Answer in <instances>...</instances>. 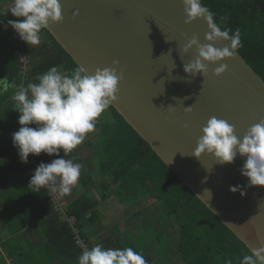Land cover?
<instances>
[{
  "label": "water",
  "instance_id": "obj_1",
  "mask_svg": "<svg viewBox=\"0 0 264 264\" xmlns=\"http://www.w3.org/2000/svg\"><path fill=\"white\" fill-rule=\"evenodd\" d=\"M59 2L63 19L46 29L56 43L89 74L118 62V113L239 241L264 247V187H248L241 176L246 157L220 165L210 155H191L213 116L234 125L240 138L264 120L262 78L237 52L209 65L204 77L186 74L196 51L179 53L194 35L203 44L207 29L202 19L184 23L181 0ZM220 64L226 71L214 76ZM237 185L245 195L229 191Z\"/></svg>",
  "mask_w": 264,
  "mask_h": 264
},
{
  "label": "clouds",
  "instance_id": "obj_2",
  "mask_svg": "<svg viewBox=\"0 0 264 264\" xmlns=\"http://www.w3.org/2000/svg\"><path fill=\"white\" fill-rule=\"evenodd\" d=\"M181 3L184 23L188 25L202 19L207 29L203 44L194 35L181 49L180 55L193 48L196 51L195 59L185 64L183 71L193 77L197 73L204 77L209 65L229 60L242 46L241 34L239 29L234 32L222 29L214 19L215 14L201 0H181ZM8 11L18 18L9 20L8 26L26 45H39L41 30L63 19L59 0H13ZM226 19V16L220 17L221 22ZM220 43L225 46H215ZM117 64L114 61L111 67L97 68L91 74L78 66L70 75L59 66H53L38 76L37 82H30L14 93L12 100L19 113L17 122L20 127L12 134V144L20 162L27 163L30 155L39 156L41 153L59 157L37 166L29 188L35 192L46 188L60 197L71 193L79 181L83 165L65 156L95 131L98 118L115 103L117 86L123 76L122 72L118 74ZM226 68V64H220L213 75L221 76ZM61 151L63 156H59ZM204 154L220 165L231 164L238 155L246 157L240 169L241 176L247 179L248 187H264V120L251 126L240 138L235 134L234 125L211 117L201 129L191 155L200 158ZM229 191L245 195L239 185L230 187ZM205 192L210 197V192ZM81 246L83 250L78 264H147L144 256L132 247ZM225 264H232V261L226 260ZM240 264H264V247L250 250Z\"/></svg>",
  "mask_w": 264,
  "mask_h": 264
},
{
  "label": "crops",
  "instance_id": "obj_3",
  "mask_svg": "<svg viewBox=\"0 0 264 264\" xmlns=\"http://www.w3.org/2000/svg\"><path fill=\"white\" fill-rule=\"evenodd\" d=\"M11 6L12 3L0 2L3 27L16 19L8 11ZM4 16L7 18L2 21ZM6 40L11 42L13 38L0 34V264H78L81 253L68 254L59 239L65 222L55 214L46 188L39 192L29 188L37 166L59 157L41 153L30 155L27 163H21L12 144V134L20 127L12 96L22 87L18 86L13 49L6 48ZM41 45L49 46L41 38V43L32 48ZM102 121L97 120L95 131L65 156L83 165L78 183L69 195L62 197L66 211L77 220L71 211L87 216L78 220L77 226L93 246L132 247L144 256L147 264H187L180 251V229L163 218L157 200L140 198L126 203L117 197L113 180L101 165V125L105 123ZM63 155L61 151L59 156ZM121 221L128 225L121 228Z\"/></svg>",
  "mask_w": 264,
  "mask_h": 264
},
{
  "label": "trees",
  "instance_id": "obj_4",
  "mask_svg": "<svg viewBox=\"0 0 264 264\" xmlns=\"http://www.w3.org/2000/svg\"><path fill=\"white\" fill-rule=\"evenodd\" d=\"M0 2L12 3L13 0ZM201 2L215 14L214 19L222 29L228 28L233 32L239 29L242 46L236 52L264 82V0H201ZM223 16L227 19L221 22L220 17ZM6 18L4 16L1 19L4 21ZM7 26L8 23L4 27L0 25V34L13 38L11 42L6 40V48L13 49L11 51L16 62L18 86L26 87L30 81L37 82V77L53 66H59L69 75L78 67L67 51L56 43L46 29H43L40 33L41 38L44 39V44L48 43L49 46L32 48V45L24 43L23 48L30 59V64L26 72L23 71L18 53L22 48L20 38ZM101 119L102 122L105 121L101 125V165L103 169L108 170L106 175L113 180L117 197L126 203L130 201L135 203L140 198L157 200L161 205L163 218L173 221L180 229V251L187 264H225L226 260H231L232 264H240L243 256L250 254V249L186 187L158 153L152 147L146 146V141L113 105L98 118L100 121ZM89 210L91 208L88 212ZM71 213L80 221L87 217L75 211ZM77 228L79 229L78 226ZM78 236L88 242L90 248L93 246L80 229L77 234L67 223L64 224L59 239L70 255H74L75 252L82 253Z\"/></svg>",
  "mask_w": 264,
  "mask_h": 264
},
{
  "label": "built area",
  "instance_id": "obj_5",
  "mask_svg": "<svg viewBox=\"0 0 264 264\" xmlns=\"http://www.w3.org/2000/svg\"><path fill=\"white\" fill-rule=\"evenodd\" d=\"M7 28L10 29L9 26H7ZM19 42H20L21 47H22V48H20V51L18 52L19 57H20V63L23 66V71L26 72V69L29 67V64H30V59L27 56L26 51L23 48L24 42L21 39H19ZM46 192H47L48 199L50 200V202L53 206V210H54L55 214H57L61 218L62 221L67 223L69 225V227H71L75 233L79 234V229L76 226L77 219L73 216H70L68 214V212L66 211V209H65L66 203H65L64 199H62V197H60L58 194L51 193L50 190H48V189H46ZM77 239H78V243L80 246L83 244V245L90 248V245L88 244V242L83 240L81 236H78Z\"/></svg>",
  "mask_w": 264,
  "mask_h": 264
},
{
  "label": "rangeland",
  "instance_id": "obj_6",
  "mask_svg": "<svg viewBox=\"0 0 264 264\" xmlns=\"http://www.w3.org/2000/svg\"><path fill=\"white\" fill-rule=\"evenodd\" d=\"M38 48V47H37ZM7 56H9L8 54H7ZM141 199H144V198H141ZM140 200V199H139ZM153 200V199H152ZM154 205H157L158 203L157 202H152ZM158 206V205H157ZM125 225H128L127 223H125L124 221H121V223H120V226H121V228L122 227H124Z\"/></svg>",
  "mask_w": 264,
  "mask_h": 264
}]
</instances>
